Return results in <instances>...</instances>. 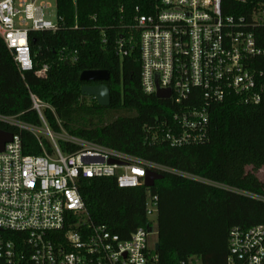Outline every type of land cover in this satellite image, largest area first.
Here are the masks:
<instances>
[{"label": "trees", "instance_id": "16d2710c", "mask_svg": "<svg viewBox=\"0 0 264 264\" xmlns=\"http://www.w3.org/2000/svg\"><path fill=\"white\" fill-rule=\"evenodd\" d=\"M54 3L58 30L28 35L32 71L21 73L0 44V116L40 127L42 122L31 109L33 95L47 106L42 117L54 132L62 129L175 172H161L162 179L149 189L119 190L108 179L84 180L79 184L84 215L73 217V222L105 226L126 240L138 228L148 227L146 195H156L158 249L153 251L156 261L150 264H224L230 229L264 226V181L260 184L252 175L241 185L228 179L227 170L229 157L240 173L248 164L264 168V101L246 106L233 99L214 106L206 142L171 148L156 126L169 120L173 107L141 91L134 28L135 17L152 14L159 0ZM247 3L251 6L250 0ZM222 5L226 14L242 8L236 0H222ZM43 66L48 68L47 77L38 79L34 71ZM84 71L108 73L104 83L110 94L108 107L81 96L87 85L79 81ZM0 130L18 135L25 155L40 156L51 148L47 140L38 141L30 132L2 123ZM147 135L155 137L152 144ZM59 146L63 152L74 150L63 142Z\"/></svg>", "mask_w": 264, "mask_h": 264}, {"label": "built area", "instance_id": "2783aa9c", "mask_svg": "<svg viewBox=\"0 0 264 264\" xmlns=\"http://www.w3.org/2000/svg\"><path fill=\"white\" fill-rule=\"evenodd\" d=\"M37 1L0 0V44L21 73L33 70L29 33L58 30L57 23L43 18L49 5ZM236 1L242 8L226 14L222 0H159L152 14L134 19L141 91L154 97L158 90L169 92L164 101L173 113L156 128L171 148L206 142L214 106L233 99L246 106L264 101V0H250L251 6H246L248 0ZM47 73L43 66L34 76L46 79ZM30 98L51 148L40 156L25 155L19 136L12 134L0 153V264L155 262L156 242L151 238L157 235L158 197L146 195L148 227L122 240L105 226L73 222V217L84 215L79 184L108 179L116 189H133L143 186L146 172L173 171L62 129L54 132L42 117L47 106ZM0 123L30 132L40 141L36 127L2 116ZM145 139L149 144L155 141L153 135ZM59 142L74 150L63 152ZM227 246L224 264H264V226L230 229Z\"/></svg>", "mask_w": 264, "mask_h": 264}, {"label": "water", "instance_id": "95a60500", "mask_svg": "<svg viewBox=\"0 0 264 264\" xmlns=\"http://www.w3.org/2000/svg\"><path fill=\"white\" fill-rule=\"evenodd\" d=\"M109 79V75L106 71H84L79 76V81L85 83L81 88V96L84 98H93L98 106L108 107L110 104V94L108 88L105 86V82ZM155 98L160 101L167 100L169 98V92H163L158 90L155 94ZM12 140V133L0 130V153L4 150V146L10 143ZM114 163L110 160L109 164ZM162 179L161 174L153 172H146L144 177L143 187L149 189L154 186L156 181ZM158 249V245H155V251Z\"/></svg>", "mask_w": 264, "mask_h": 264}, {"label": "rangeland", "instance_id": "374dc122", "mask_svg": "<svg viewBox=\"0 0 264 264\" xmlns=\"http://www.w3.org/2000/svg\"><path fill=\"white\" fill-rule=\"evenodd\" d=\"M37 3H42V4H48L49 7H47V9H45L43 11V18L45 20L50 21L53 24L57 23V17H56V13H55V3L54 0H38ZM86 102L88 100H85ZM34 130L36 131V136L37 138H39L40 140L46 139L45 135H44V127L43 124L40 127H36L34 128ZM64 132V131H63ZM65 134H67L66 132H64ZM68 135V134H67ZM233 157H229V159L227 160L228 162V179H232V182L238 183V184H244L245 179L247 176H250L253 178V176L257 179V181L261 184L264 181V168H258L256 167L255 164H248L245 166V171L244 173H240L239 171H237L235 169V167L233 165H231V163L233 161H235V159H233ZM238 161H242L243 160H239ZM253 175V176H252ZM151 239L156 240L155 236L152 237Z\"/></svg>", "mask_w": 264, "mask_h": 264}]
</instances>
